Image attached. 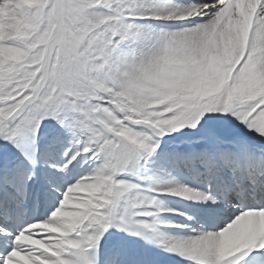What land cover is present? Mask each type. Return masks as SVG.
<instances>
[{"label":"snow or ice","instance_id":"1","mask_svg":"<svg viewBox=\"0 0 264 264\" xmlns=\"http://www.w3.org/2000/svg\"><path fill=\"white\" fill-rule=\"evenodd\" d=\"M0 264H264V0H0Z\"/></svg>","mask_w":264,"mask_h":264}]
</instances>
